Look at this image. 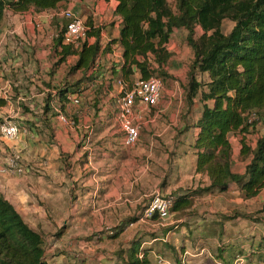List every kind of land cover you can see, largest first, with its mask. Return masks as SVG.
Listing matches in <instances>:
<instances>
[{
    "label": "crops",
    "instance_id": "obj_1",
    "mask_svg": "<svg viewBox=\"0 0 264 264\" xmlns=\"http://www.w3.org/2000/svg\"><path fill=\"white\" fill-rule=\"evenodd\" d=\"M116 3L64 0L55 10L13 12L7 8V30L15 33L7 35V43L0 40V60H7V70L0 74V118L11 113L20 132L12 140L0 137V166L6 153L17 149L26 169L20 175L0 172V194L40 233L48 264H125V251L133 240L140 242L138 252L149 264H264V216L254 222L245 209L250 198L258 200L262 195L259 203L264 210V188L250 198H244L235 183L221 192L201 190L210 180L206 173L196 171L192 147L198 132L193 123L201 110L197 99L190 113L181 99L177 109L173 108L171 96L176 89L154 106L137 104L138 122L147 117L153 135H157L148 139L145 158L135 153V148L128 151L132 146L123 145L120 127L121 135L115 133L117 129L108 117L113 113L114 88L106 91L96 106L91 105L92 84L83 92L88 94L84 103L81 96L72 93L80 97V103L75 105L68 99L63 114L76 118H72L73 126L61 122L57 114L51 115V107L44 111L47 95L53 94L65 77L68 81L76 78V74H60L62 63L67 61L69 68L76 55L56 65L49 64L46 57L48 52L54 53L58 10L72 8L85 22L88 19L89 26L99 28L104 46L119 34L120 19L113 15ZM2 30L1 26L0 36ZM46 32L51 43L44 47ZM15 39L23 40L21 48L16 47ZM110 48L100 60L105 64L120 62L121 46L116 42ZM138 77L136 74L135 79ZM13 87L15 91L8 98L7 91ZM113 87L118 88L115 82ZM152 108L155 112L150 116L147 111ZM173 109L180 118L157 127V116ZM252 134H246L245 140L254 147L258 136L249 141ZM228 137L231 146L236 140L232 170L242 173L249 160L239 156L242 134L230 132ZM154 191L176 197L190 193L189 202L172 210L165 225L156 219H140ZM107 223L116 226V237L109 236L112 231L93 232ZM49 236L57 239L46 250L44 242ZM109 241L114 245L104 247ZM85 247L86 252L78 254ZM238 256L244 257L241 263Z\"/></svg>",
    "mask_w": 264,
    "mask_h": 264
},
{
    "label": "trees",
    "instance_id": "obj_2",
    "mask_svg": "<svg viewBox=\"0 0 264 264\" xmlns=\"http://www.w3.org/2000/svg\"><path fill=\"white\" fill-rule=\"evenodd\" d=\"M62 1L0 0V29L7 8L13 12L30 8L55 10ZM116 2L113 15L120 19L119 34L104 46L100 43L99 28L91 25L77 46L64 44L61 36L67 22L64 18L63 28L52 38L55 65L69 55H76L66 73L76 74V78L68 81L65 77L53 94L47 95L44 111L52 108L51 115L63 113L67 96L72 93L80 96L91 84V105L96 106L101 96L113 89L117 79L130 88L136 74L141 79L171 77L167 67L173 53L168 45L174 29L184 28L192 51L185 101L189 105L194 99L201 103L200 114L193 123L198 128L192 143L196 171L206 173L210 180L201 190L221 192L235 183L244 197L257 195L264 188V130L254 147L245 137L255 132L260 118L264 125V0H173L174 9L168 0ZM224 19L233 22L228 32L222 30ZM195 26L201 29L197 37L192 34ZM90 38L94 40L90 42ZM116 42L122 48V60L105 64L100 57L110 52V45ZM53 100L58 111L51 104ZM250 112L258 116L252 122L247 121ZM235 131L242 134L239 156L249 158L242 173L232 170L228 136ZM189 195L177 196L172 210L188 203ZM116 234L112 231L109 236ZM139 246L138 240L130 242L125 264H149L144 255L138 257ZM0 264H48L40 233L1 194Z\"/></svg>",
    "mask_w": 264,
    "mask_h": 264
},
{
    "label": "built area",
    "instance_id": "obj_3",
    "mask_svg": "<svg viewBox=\"0 0 264 264\" xmlns=\"http://www.w3.org/2000/svg\"><path fill=\"white\" fill-rule=\"evenodd\" d=\"M62 18L66 19V25L61 32L62 42L64 44L77 46L84 40L89 26L72 8H63L57 12ZM14 29L7 30L5 36H13ZM16 47L23 46V40L15 39ZM1 42V41H0ZM118 87V95L116 97V119L122 132V143L125 146H133L139 139L140 123L138 115L135 113L137 104H141L144 108L154 106L158 103L162 92V80L158 76H151L147 79L137 78L130 88H127L121 79L115 81ZM67 98L72 104H79L80 97L78 95H68ZM54 110L58 111V106L52 101ZM58 119L68 125H74L71 117L59 112ZM255 112L247 115V121L252 122L257 119ZM20 132L19 125L11 119L4 118L0 122V137L3 140H12L17 137ZM26 169L22 154L17 149H10L4 158L3 164L0 166V172L4 174H23ZM176 196L174 194H162L154 191L152 197L145 207L140 219L155 220L160 225H165L166 219L172 212V206ZM138 257H142V253L138 252ZM243 256L237 257V262L243 261ZM161 260V259H160Z\"/></svg>",
    "mask_w": 264,
    "mask_h": 264
},
{
    "label": "rangeland",
    "instance_id": "obj_4",
    "mask_svg": "<svg viewBox=\"0 0 264 264\" xmlns=\"http://www.w3.org/2000/svg\"><path fill=\"white\" fill-rule=\"evenodd\" d=\"M168 3H170L171 7L174 9V4H173V0H168ZM32 10H35L34 8H32ZM58 21H56L58 23V26L60 27L58 31H60V29L63 28L64 25V18H62L61 16H57ZM89 20L86 19V25L89 26L88 23ZM93 22V21H92ZM91 22V23H92ZM233 25V22L230 21L229 19H224L222 22V30L223 32H228L231 27ZM2 34L0 36V40L5 41V43H7V36H5V33L7 32V9L5 10V14H4V20H3V24H2ZM58 31H55L54 33H58ZM188 31L184 28L181 29H174L172 36H171V41L169 43V50H171V52L173 53V56L171 57V61L167 67L168 72L171 74V77H166V78H162L160 76H158L159 78H161L162 80V92L161 94L163 95V97L161 96L159 101L162 100H166L169 97V94H171V91L173 90H177L176 93L174 94V97L171 96L172 100H173V108L177 109V103L179 102V100L181 99L182 101H185V96H186V88H187V72L189 70L188 66L191 63L192 60V51L190 46H188L187 42H186V36H187ZM201 33V29L199 28V26H195L193 28V36L197 37L199 34ZM54 34V35H55ZM49 37H50V33L46 32V37L44 39L48 40V42L46 43V45L44 44L43 46H47L51 43V39L49 41ZM2 42V41H1ZM5 49L7 48V45L4 44ZM47 50V49H46ZM46 57L48 58L47 60H51L49 64H53L56 61V55L55 53H53L52 51L48 52L46 54ZM63 69H61L63 72L60 74H66L67 73V69H68V63L67 61L63 62ZM59 68V66H58ZM57 68V69H58ZM4 70H7V60H5L4 62H2L0 60V74L2 72H4ZM139 78V77H138ZM114 88V94L115 97L118 94V88ZM12 91V92H11ZM15 89L14 87L12 88V90L7 91V97L9 98V96H12V93H14ZM86 95L88 96L87 92L85 91V93H82L80 96L82 98V103H84L87 99H86ZM111 101V100H110ZM116 102V101H115ZM194 103V102H193ZM193 103L191 105H188L187 103H185V105L187 106V113H190L193 110ZM115 103L113 102V113L109 114V118L111 119L112 124H114V127L117 129V131L115 132L118 137L121 135L119 129H118V123L117 120L115 118V112H116V105H114ZM115 108V109H114ZM154 108H152L151 110L147 111V113L152 116L153 113L155 112V110L153 111ZM194 111H195V106H194ZM12 114L11 113H7V119H12ZM180 118V114L177 113L174 109L171 110L168 113H162L159 116H157V118L154 120V123H156L157 127L158 124L160 123H165V122H174L177 121ZM2 119V118H0ZM148 118L146 117L145 119H142L140 121V136H139V140L136 142V144H134V146H132L128 151H133L132 148L136 151H134L135 153L138 152V154H142L143 158L144 155L148 154V153H144L146 151H148L147 148V144H148V139H153L155 137H157L156 134L153 135V129L151 128V126L149 125L151 122H149L147 120ZM256 130L255 133H253L250 137H249V141L253 140L256 138V136H259L260 134L263 133L264 130V125H263V120L260 118L256 124ZM86 135H89L90 137V133ZM1 141V139H0ZM81 140L79 143V146H81ZM232 147L235 149L236 147V140H232ZM144 150V151H143ZM153 152V150H151ZM149 160V158H148ZM157 189V188H156ZM154 190V189H153ZM153 192L151 193V195L149 196V198L151 199ZM244 196V195H243ZM261 196H259L258 200H253V198H250L251 201H247L246 205H245V209L248 211L249 214V218L256 222L260 220V217H263L264 215V210L260 209V203L259 201L261 200ZM231 197H228V199ZM247 198V197H244ZM111 199V198H110ZM113 223H107V224H103L101 225L102 227L100 229H93V232L95 233V231L99 230L100 231H105V232H110V231H114L115 227L114 225H112ZM94 228H99V226H95ZM92 232V233H93ZM112 233V232H111ZM56 237L52 236V238H50L49 236V240H45V249H49L51 245H54L55 241H56ZM66 243L68 241H65ZM115 242L113 241H109L107 244L103 245L104 247H112L114 245ZM102 246V245H101ZM86 252V247L83 250H79L78 254H84Z\"/></svg>",
    "mask_w": 264,
    "mask_h": 264
}]
</instances>
